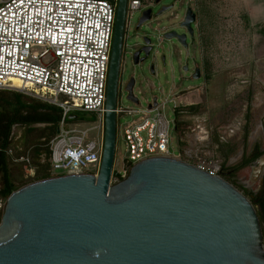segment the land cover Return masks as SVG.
<instances>
[{
	"label": "water",
	"instance_id": "95a60500",
	"mask_svg": "<svg viewBox=\"0 0 264 264\" xmlns=\"http://www.w3.org/2000/svg\"><path fill=\"white\" fill-rule=\"evenodd\" d=\"M127 5L128 0L118 2L100 172L48 177L13 191L0 221V264H264L257 210L225 177L183 159L156 156L112 182ZM150 20L149 8L139 26ZM195 21V11L188 8L182 27L193 34ZM164 37L188 46L186 33L172 30ZM143 40L144 48L133 49L134 65L145 63L155 50L152 36ZM135 86L132 75L125 90L139 104ZM157 104L156 98L149 108Z\"/></svg>",
	"mask_w": 264,
	"mask_h": 264
},
{
	"label": "built area",
	"instance_id": "2783aa9c",
	"mask_svg": "<svg viewBox=\"0 0 264 264\" xmlns=\"http://www.w3.org/2000/svg\"><path fill=\"white\" fill-rule=\"evenodd\" d=\"M119 0H0V90L18 89L35 94L61 113L57 133L41 149L37 162L47 164L50 177L68 174L98 176L105 144L107 85ZM150 3V2H149ZM145 0H128L127 20L145 9ZM15 80L21 83L16 87ZM63 97V99H61ZM171 101V100H169ZM153 103V102H152ZM165 103L152 108L117 105V139L122 134L126 156L112 176L117 182L131 167L147 158L167 156L183 159L211 175L223 176L222 161L202 157L194 140L189 147L173 150L177 124L164 113ZM178 108L176 107V110ZM91 112L99 118L97 137L72 112ZM72 116V115H71ZM121 119H126L121 121ZM14 124L5 154L35 174L34 147L23 143L29 127ZM185 143L184 140H180ZM119 148L117 147V152ZM117 162V161H116ZM2 207V205H0Z\"/></svg>",
	"mask_w": 264,
	"mask_h": 264
},
{
	"label": "rangeland",
	"instance_id": "374dc122",
	"mask_svg": "<svg viewBox=\"0 0 264 264\" xmlns=\"http://www.w3.org/2000/svg\"><path fill=\"white\" fill-rule=\"evenodd\" d=\"M151 1L145 0L147 4ZM153 3L155 12L164 6L173 7L140 31L136 30V24L145 9L134 12L126 31L122 66L124 83L135 75L134 91L143 108H148L156 98L160 104L165 103L164 113L173 127L175 122L178 125V129L173 131L175 153L201 137L200 144L195 146L200 156L217 158L222 161L224 170L236 169L238 179L249 180L250 165L238 168V164L245 147L250 149L258 138L264 140V0H161L158 4ZM188 6L198 13V37L191 40L189 50L176 41L164 39L163 32L164 29L183 31L180 22ZM145 33L152 36L155 51H158L157 76L151 73L149 62L134 65L132 61L133 49ZM190 52L191 56L199 59L198 62L201 61L200 65L205 62V79L192 80L189 74L180 70L179 62H185ZM162 55L167 58L166 66ZM190 64L192 70L193 63ZM188 87H192L191 94L179 96V90ZM1 91L5 92L2 98L6 104L15 103L16 93H21L22 101L27 104L40 102L52 105L35 94L18 89ZM118 101L123 107L137 106L128 99L124 87L118 93ZM187 101H193L191 105H196V108L190 110V106L185 105ZM176 107L185 112L177 113ZM0 108L6 110L7 107ZM71 115L83 123L81 128H93L89 132L91 138L100 134L101 129L97 127L99 118L95 113L76 111L68 118ZM38 122L42 121L29 124L35 127L27 130L23 139L25 146L34 147L33 161L38 166L35 174L28 176L24 169L9 159L12 179L19 187L41 180L49 172L48 165L36 159L38 151L46 150L49 138L54 135V125ZM185 135L188 140L182 143L180 140H184ZM221 139H225L224 142ZM117 147L114 176L126 156V145L120 133ZM5 202L6 199L0 195L1 216Z\"/></svg>",
	"mask_w": 264,
	"mask_h": 264
},
{
	"label": "flooded vegetation",
	"instance_id": "af4514ba",
	"mask_svg": "<svg viewBox=\"0 0 264 264\" xmlns=\"http://www.w3.org/2000/svg\"><path fill=\"white\" fill-rule=\"evenodd\" d=\"M154 1L156 4L160 3V2H157V0H152L149 3V5L145 8V10L149 9V8L152 9V20L158 18L157 14L161 10L160 9L158 12L154 11V9H153V4H154L153 2ZM164 7H169V6H164ZM171 7H173V5H171L170 8ZM188 8H192V7L188 6ZM186 12H187V10H186ZM195 13H196V21H195V23H193V25H195L193 34H190L189 31L187 30V28L182 27V22L184 21V19L186 17V13H185L182 21L180 22V26L182 27L183 31L179 32V33H181V34L186 33L187 34V42H188V46L186 48L187 50L190 49L191 40L194 39L195 36L198 37V30L196 28L198 13L196 11H195ZM139 20L136 24V30L137 31H140L141 29H143L144 26H146V24H148L152 21V20H150L149 22H146L144 25L139 26ZM129 23L130 22L127 23V28L129 26ZM172 30H175V29H164L163 32L165 34L166 32H169ZM126 31H127V29H126ZM148 35L149 34L145 33L142 36L141 42L136 44L137 49H142L145 47L146 44H145L143 39ZM175 41H177V40L175 39ZM152 44L154 45L153 41H152ZM154 51L155 50L153 49L151 55L148 57V59L146 60L145 63H147V62L150 63L151 73L154 76H157L158 75L157 56L154 55ZM144 56H145V53L143 52L141 57H144ZM124 59H125V48H124V52H123L122 66L124 64ZM162 60L164 62V65L166 66L167 65V58L165 55H162ZM198 61H199V59L196 58L195 56H191V52H190L189 56L186 58L185 62H182V61L179 62V64H180L179 68L181 71H184L185 73L189 74V77L192 80L196 79L195 78L196 75L200 76L199 79H205V77H206L205 76V62H203L202 65H200L201 61L200 62H198ZM190 62L193 63L192 70H191ZM131 77L132 76H130L128 81L124 83L123 73H122V69H121L119 91L123 87H124V89L126 88ZM2 102L3 101H0V106H2ZM3 113H4V110H1V108H0V118H1V115H3ZM38 123H44V122H38ZM17 124H19V123H17ZM224 140L221 139V142H224ZM226 142H227V140H226ZM238 165H239L238 168H243L247 165H250L251 176H250L249 180L243 181V180L238 179V176H237L238 174L236 172V169H229V170L223 169L222 170L223 177H225L230 183L235 185L240 191H242L252 201V203L254 204V206L257 210L260 222L262 224L263 235H264V140H263V138H258V140L252 144L250 149L245 147V150L243 151L242 157H241ZM256 185H257V187H255Z\"/></svg>",
	"mask_w": 264,
	"mask_h": 264
},
{
	"label": "trees",
	"instance_id": "16d2710c",
	"mask_svg": "<svg viewBox=\"0 0 264 264\" xmlns=\"http://www.w3.org/2000/svg\"><path fill=\"white\" fill-rule=\"evenodd\" d=\"M4 94L5 92L0 90V101H3L2 97H4ZM21 97V93H16L15 103L11 105L2 102V106L5 105L7 108L6 110H4V113L3 115H1L0 118V179L2 182L0 195L3 196L5 199H7L13 191L20 188L14 183L12 179L9 168V158L7 157L4 151L5 148L11 143L10 137L13 125L17 123L29 125L36 121H42L54 125L52 132L55 135L58 131L57 124L61 119V113L56 107L40 102L27 104L22 101ZM195 108L196 105H191L189 107L190 110H194ZM181 110L183 109L178 108L176 111L177 113H179ZM31 129L32 127H29L27 130ZM51 138H49V140ZM46 150H48V147L46 148ZM48 177H50L49 173L41 178L44 179Z\"/></svg>",
	"mask_w": 264,
	"mask_h": 264
},
{
	"label": "crops",
	"instance_id": "0c3cea01",
	"mask_svg": "<svg viewBox=\"0 0 264 264\" xmlns=\"http://www.w3.org/2000/svg\"><path fill=\"white\" fill-rule=\"evenodd\" d=\"M175 88H177V87H175ZM191 88H192V87H188V88H186V89H180V90H179V96H180V95H188V94H191V92H190V91H191ZM192 102H193V101H187V103H186L185 105H186V106H188V105L191 106ZM180 112L182 113V112H185V111H182V110H181ZM185 136L187 137V138L185 137V139H184V141L186 142V140H188V136H187V135H185ZM199 136H201V135H199ZM202 136H203V135H202ZM198 139H199V141H200L201 137L198 138ZM201 140H202V139H201Z\"/></svg>",
	"mask_w": 264,
	"mask_h": 264
},
{
	"label": "bare ground",
	"instance_id": "6f19581e",
	"mask_svg": "<svg viewBox=\"0 0 264 264\" xmlns=\"http://www.w3.org/2000/svg\"><path fill=\"white\" fill-rule=\"evenodd\" d=\"M15 85H16V87H20L21 86V83L18 81V80H15ZM262 168V167H261Z\"/></svg>",
	"mask_w": 264,
	"mask_h": 264
}]
</instances>
